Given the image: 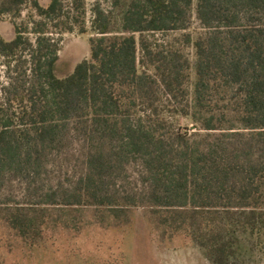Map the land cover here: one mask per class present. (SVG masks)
<instances>
[{"label": "trees", "instance_id": "trees-1", "mask_svg": "<svg viewBox=\"0 0 264 264\" xmlns=\"http://www.w3.org/2000/svg\"><path fill=\"white\" fill-rule=\"evenodd\" d=\"M67 1L70 11L62 0L47 5L0 0V22L18 16L24 4L38 18L31 27L15 24L11 40L0 36V58L8 68L14 63V80L0 91V191L9 177L40 176L70 134L83 137L87 146L85 172L68 189L40 192L33 213L15 207L0 209V217L36 244L52 224L48 206L111 214L135 208L139 196L121 193L116 184L136 163L143 196L155 205L152 213L165 232H186L207 257L220 256L217 233L202 229L204 215L218 208H257L264 185V0H197V16L208 34L193 43L194 106L205 108L202 94L212 84L231 89L238 120L250 131L203 146H193L185 132L168 123L190 114L189 104L179 101L189 64L177 52L154 47L146 36L184 30L192 0H130L114 35L108 17L95 11L90 58L58 76L57 43L46 36L51 30L86 32L83 0ZM25 34L35 37L34 45ZM27 63L28 77L22 69ZM203 128L216 130L214 119H206Z\"/></svg>", "mask_w": 264, "mask_h": 264}, {"label": "rangeland", "instance_id": "rangeland-1", "mask_svg": "<svg viewBox=\"0 0 264 264\" xmlns=\"http://www.w3.org/2000/svg\"><path fill=\"white\" fill-rule=\"evenodd\" d=\"M47 5L49 0H39ZM66 11L69 2L62 0ZM130 0H83L85 34L77 29L72 33L59 34L51 30L46 37L57 43L58 63L56 74L68 75L74 66L90 58L89 39L97 37L92 28L94 12L102 11L109 19L111 35L121 30V15ZM197 0H192L188 10V22L184 30L164 33H149L148 40L154 47H165L177 52L187 61L183 104H189L187 117L170 118L169 125L185 132L193 146H203L206 140H214L229 133L248 135L243 129L235 109V95L231 89L212 84L202 94L205 108L194 106L195 66L197 62L193 43L205 40L208 30L201 24L196 12ZM38 21L36 14L24 4L16 17L6 16L0 22V36L5 40L14 37L15 24ZM24 38L34 45L35 37L25 34ZM188 40L190 41L188 43ZM141 55L137 53V63ZM27 62V53L22 54ZM5 66L0 58V91L14 80L12 67ZM138 67H140L138 65ZM27 70L29 64H22ZM148 73L152 74V71ZM159 97L164 98L163 90ZM0 98H3L0 93ZM212 117L216 130L203 128L206 119ZM67 141V142H66ZM61 149L49 157L40 176L34 178H12L5 180L0 191V209L11 211L18 207L23 213L31 214L39 193L55 189H68L85 172L84 158L87 146L83 137H70ZM126 174L117 181L121 193L136 195L138 206L129 210H117L111 214L91 207L65 209L62 206H48L45 212L52 224L36 244L18 236L0 217V264H264V185L257 195V208L211 210L204 215V231L213 229L217 233L216 243L223 247L220 256L212 259L186 235L165 230L160 220L153 215L155 205L144 198V189L139 182L140 166L129 165ZM138 193V194H136ZM143 196V198H142ZM168 231V232H167Z\"/></svg>", "mask_w": 264, "mask_h": 264}]
</instances>
